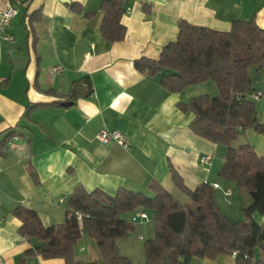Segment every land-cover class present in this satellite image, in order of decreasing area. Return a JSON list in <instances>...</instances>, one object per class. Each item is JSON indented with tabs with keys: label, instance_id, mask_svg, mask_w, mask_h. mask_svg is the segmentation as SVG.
Segmentation results:
<instances>
[{
	"label": "crops",
	"instance_id": "crops-1",
	"mask_svg": "<svg viewBox=\"0 0 264 264\" xmlns=\"http://www.w3.org/2000/svg\"><path fill=\"white\" fill-rule=\"evenodd\" d=\"M102 1L0 0V10L10 3L16 8L6 30L12 39L0 33L3 264H17L18 257L34 247L18 231L22 221L14 210L21 206L36 211L46 227L62 223L78 185L89 192L100 188L114 194L124 187L152 196L149 186L157 181L184 203L188 197L172 179L174 168L190 189L204 182L218 184L213 187L220 197L229 202L237 199V208L225 204V211L220 206L233 221L243 219L242 209L252 201L245 188L220 176L226 151L196 134L190 127L194 113L178 105L199 94L217 95V85L209 80L169 91L161 84V72L150 75L133 62L141 57L158 59L163 47L176 40L181 20L228 31L234 19L253 17L262 29L264 0H126L120 22L126 28L125 37L114 42L100 29ZM56 65L62 70L54 71ZM85 78L91 93L71 97L76 83L84 85ZM256 86L253 92L261 93L255 98L257 115L264 123V71ZM63 101L72 102L63 105ZM101 128L126 133L130 146L100 142ZM246 142L264 155L263 134L249 128L233 145ZM205 154L211 155L209 162L201 161ZM135 212L127 214L132 232L153 231L152 217L133 222ZM253 217L264 222V213L255 212ZM138 235L144 238L141 232ZM130 236L118 239L120 251ZM74 256L85 261L101 259L96 242L85 234ZM256 257L264 264L260 248ZM27 262L65 264L61 257L44 258L39 253L29 255ZM234 262V254H220L195 257L192 264Z\"/></svg>",
	"mask_w": 264,
	"mask_h": 264
},
{
	"label": "trees",
	"instance_id": "trees-1",
	"mask_svg": "<svg viewBox=\"0 0 264 264\" xmlns=\"http://www.w3.org/2000/svg\"><path fill=\"white\" fill-rule=\"evenodd\" d=\"M125 4L126 0L101 3L100 29L110 41L125 37L126 28L120 23ZM133 63L150 75L161 72V84L169 91L209 80L217 85V95L199 94L178 105L194 113L190 127L196 134L226 146L219 174L245 188L252 198L242 209L243 219L233 221L220 209L213 185L204 182L190 189L174 168L172 179L188 197L184 203L157 181L149 186L152 196L124 187L114 194L100 188L89 192L78 185L62 223L46 227L36 211L21 206L14 210L22 221L18 231L34 244L18 257L17 264H28L27 257L36 253L61 257L65 264H132L129 256L121 254L117 241L134 230L124 214L137 210L152 213L155 222L154 235L144 240L142 264H192L195 257L220 254H234L235 264H261L256 251L264 252V222L255 221L253 214L264 213V155H258L249 142L238 146L233 142L249 128L264 135L255 99L249 96L257 90L256 80L264 71V28L253 17L234 19L228 31L181 20L176 40L163 47L158 59L141 57ZM91 91L85 78L84 85L78 81L70 95ZM75 211L82 213L81 223ZM83 234L96 242L100 261L74 256Z\"/></svg>",
	"mask_w": 264,
	"mask_h": 264
},
{
	"label": "built area",
	"instance_id": "built-area-1",
	"mask_svg": "<svg viewBox=\"0 0 264 264\" xmlns=\"http://www.w3.org/2000/svg\"><path fill=\"white\" fill-rule=\"evenodd\" d=\"M18 3L23 2L25 0H16ZM16 13V8L10 3L6 7L3 8V10H0V33L3 34V38L10 40L12 39V36L6 32L7 27L10 25L14 15ZM54 71H61L62 68L59 65H56L53 67ZM261 95V93H255L251 92L249 93L250 98L255 99L258 98ZM97 139L102 143H110L111 141L118 143V145H121L125 148H128L130 146V138L129 136L118 130V129H111V128H101L97 133ZM211 159L210 154H205L201 157L202 162H209ZM1 171V168H0ZM214 187H218V184H214ZM77 218L79 220V223H81L82 220V213L79 211H75ZM142 219H149V215L144 210H137L132 217V221L134 222L137 218ZM142 238V237H141ZM3 257L0 255V264H3Z\"/></svg>",
	"mask_w": 264,
	"mask_h": 264
},
{
	"label": "rangeland",
	"instance_id": "rangeland-1",
	"mask_svg": "<svg viewBox=\"0 0 264 264\" xmlns=\"http://www.w3.org/2000/svg\"><path fill=\"white\" fill-rule=\"evenodd\" d=\"M253 71H254V69H251L250 70V73L254 76L255 75V72H253ZM219 145H220V147H222L223 151H226V146L225 145H223V144H219ZM222 178H224V177H222ZM246 193L251 198V195L248 192H246ZM214 198H215L217 204L219 206H221L222 208H224L223 210H225V211H226V208L224 207L225 204H229L228 205L229 207H231L232 205H234L235 208L239 207V203L237 202V199H234L233 198V200L229 202V200H226V198H223V196L222 197L219 196V191L218 190H216V191L214 190ZM124 216L127 217V214H124ZM149 217H153L152 216V213H150V212H149ZM150 219H151L150 221L152 222V224L155 225V222H153L152 218H150ZM134 222H136V221H134ZM139 232H141V234H143V236H144L143 239H139V237H138L139 236L138 235ZM130 233H131V236H130V238H128V239L125 240L126 242L125 241H121V244H122L121 246H123V242H125V248H124V246L122 247L121 254H127V256L130 257V259L132 261V264H142L143 261H144V258H145V253H144V240L145 239H148V238H150V237L153 236V234L155 233V228H154L153 231H151V230L148 231V229H147V231L146 230H142V231L130 232ZM127 245L129 246V249H126L127 248Z\"/></svg>",
	"mask_w": 264,
	"mask_h": 264
},
{
	"label": "water",
	"instance_id": "water-1",
	"mask_svg": "<svg viewBox=\"0 0 264 264\" xmlns=\"http://www.w3.org/2000/svg\"><path fill=\"white\" fill-rule=\"evenodd\" d=\"M71 102H72V101H63L62 104H63V105H69V104H71Z\"/></svg>",
	"mask_w": 264,
	"mask_h": 264
}]
</instances>
